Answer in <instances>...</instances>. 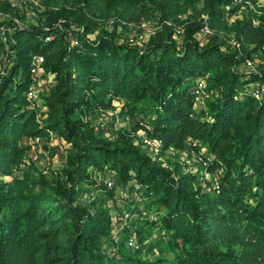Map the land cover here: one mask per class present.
<instances>
[{"label":"trees","instance_id":"16d2710c","mask_svg":"<svg viewBox=\"0 0 264 264\" xmlns=\"http://www.w3.org/2000/svg\"><path fill=\"white\" fill-rule=\"evenodd\" d=\"M23 1L0 0V264H264V94L254 96L264 86L261 0H43L42 10ZM200 1L204 15L182 39L165 27L144 48L96 20L105 7L129 22L137 8L177 23ZM229 19L230 45L195 39L205 27L228 29ZM38 58V78L52 83L36 86V111L28 94ZM256 58L253 72L245 61ZM118 99L163 150L202 149L219 193L208 191L211 179L205 186L198 173L170 170L124 134L111 139L85 122ZM51 134L71 149L61 176L41 181L23 167L28 141Z\"/></svg>","mask_w":264,"mask_h":264},{"label":"rangeland","instance_id":"374dc122","mask_svg":"<svg viewBox=\"0 0 264 264\" xmlns=\"http://www.w3.org/2000/svg\"><path fill=\"white\" fill-rule=\"evenodd\" d=\"M20 0H17L18 3ZM43 0H24L25 4H33L32 8H37L42 10L44 4L42 5ZM249 2V0H247ZM51 2L55 3L56 6L62 3V0H51ZM251 2V1H250ZM249 2V3H250ZM184 3V0L181 1ZM19 4V3H18ZM260 4L264 5V0L260 1ZM194 5V4H193ZM188 5L187 7L183 8L181 14L177 18L176 22L171 21H161L160 15L154 16L151 19L143 18L142 13H140L139 9H131L129 11L130 15L136 16L137 19H132L129 22L125 20L119 19L114 12L109 11L105 7L101 9L100 12L97 13L98 18L96 19L99 23V27H103L106 30L113 31L115 30V26L119 27V35L118 39H116L120 43H133L134 46H139L141 48L145 47V44L148 43V40L159 34L161 31L165 29V27H174V33L172 39L179 40L182 39L185 34L187 33V29L190 27L192 22L197 21L201 15L204 14L202 11L199 13L198 11L201 10L203 6V1L198 2L195 6ZM251 9L255 10V7L251 4ZM257 12V10H255ZM35 13L34 10L29 9L27 11V17L33 16ZM33 20V19H32ZM34 22V20H33ZM117 22V23H116ZM232 19H229L227 23L228 29L226 26L208 28L209 33L205 34L203 31L202 33L195 35V39L206 40L209 42L211 39L218 40V42H224L226 45H230L231 42L234 41V31H230ZM226 47V46H225ZM225 47H222L225 49ZM261 58L255 59V70L256 72L258 66L261 64ZM36 63V62H35ZM37 64V63H36ZM42 63L37 64V68L33 70L34 75V87H31V90L35 92L34 97L29 101L31 102L30 109L38 110L42 109L43 105L38 98L39 90L36 88L38 85L40 88L45 89V87L52 83V79L48 76V79L38 78L40 75V71L43 72ZM35 66V65H34ZM5 67L4 61L0 64V75L2 76L3 69ZM42 75V74H41ZM31 92V91H30ZM29 98V97H28ZM210 99L208 96L204 97V100ZM108 104L110 106L104 107V109H96L87 113L85 116V122H90L96 127L98 131L103 132L102 134L106 137L112 138H120V134H124L125 136L129 137L132 143L136 146H139L143 151L149 152L152 156L160 155V163L167 164L168 168L172 170V167L178 166L180 168L182 174H186L189 176L199 174L200 182L206 185V180L209 178L212 180V184L215 185L216 181L218 182V175L210 173L207 170V165L210 163V160L202 155L201 151L197 152L195 149H191V151L186 152V150H176L173 147L169 149L163 150V143L159 141L157 138L151 136L152 128L148 126H142L137 128L135 127L136 120L135 118H131L126 115H122L120 111L123 109L124 104L122 101L118 100H108ZM42 113L38 114L39 121H43ZM107 121V127L105 126ZM104 125L105 127H101ZM36 138H33L28 141V144L32 147L31 151L29 152L27 158L25 159V164L23 165L24 169H28L29 173L35 179L39 180H49L52 179L53 176H61L63 168L67 164V155L71 149V146L65 140H61L56 134H51V136L46 140L44 138H40V142H36ZM196 147L198 144H194ZM159 157V156H158ZM217 176V177H216ZM98 181H102L103 175L99 174L97 176ZM203 179V180H202ZM11 180V177L8 178ZM111 184L109 183V186ZM212 185V186H213ZM209 186V187H212ZM212 190V189H211ZM208 190V191H211ZM128 216L125 215L124 217L120 218L119 222L115 224V228L113 229L115 232H123L121 229L123 225H127L128 223ZM130 223V222H129ZM157 232V231H156ZM131 235L127 233L124 235L125 237ZM121 238L120 236L116 235L113 237L116 241V244L119 246H127L124 242L125 237ZM137 244V241H136ZM130 247V246H129ZM132 248V247H130Z\"/></svg>","mask_w":264,"mask_h":264},{"label":"built area","instance_id":"2783aa9c","mask_svg":"<svg viewBox=\"0 0 264 264\" xmlns=\"http://www.w3.org/2000/svg\"><path fill=\"white\" fill-rule=\"evenodd\" d=\"M240 1H242V0H240ZM208 28L209 27H205V29L203 30V32L205 34L209 33V29ZM75 44H76V42H75ZM36 60H37V62H36L37 64H40V63L44 62V60L42 58H38ZM37 64L35 65L36 67H37ZM245 66L250 68L251 70L255 69L254 62L252 60H250V59H246ZM34 71H35V69H34ZM202 89H203V85H200L199 86V90L196 92V94H197L196 98H197L198 101L200 100V93H201ZM34 94H35V92L31 90V92L28 94V97H29L30 100L34 97ZM263 94H264V86H262V85L261 86H257L255 88V90H254V96H256L257 98H261ZM101 127H104V125H101ZM40 140L41 139L39 137L36 138V142H40ZM211 189H213V190H215L216 192L219 193L220 184L216 181L215 185H213L212 187H209L208 190H211ZM127 244H129V246L132 247V248H135V249L138 248V244H136V239L135 238H129Z\"/></svg>","mask_w":264,"mask_h":264}]
</instances>
